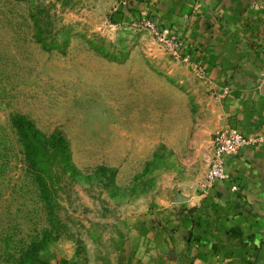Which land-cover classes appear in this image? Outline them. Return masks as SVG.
Listing matches in <instances>:
<instances>
[{
  "label": "rangeland",
  "instance_id": "obj_1",
  "mask_svg": "<svg viewBox=\"0 0 264 264\" xmlns=\"http://www.w3.org/2000/svg\"><path fill=\"white\" fill-rule=\"evenodd\" d=\"M160 1L0 0V264H186L185 196L205 183L220 100L159 41ZM258 51L261 87L264 19ZM18 115L63 134L79 173L56 163L43 190Z\"/></svg>",
  "mask_w": 264,
  "mask_h": 264
},
{
  "label": "crops",
  "instance_id": "obj_2",
  "mask_svg": "<svg viewBox=\"0 0 264 264\" xmlns=\"http://www.w3.org/2000/svg\"><path fill=\"white\" fill-rule=\"evenodd\" d=\"M254 1L261 0H161L157 12L199 56L217 90L228 89L214 126L262 138L264 84L258 87V81L263 58L258 48L264 16L250 9ZM225 169L239 193L231 192V182H220L185 196L189 209L179 234L186 246L179 255L186 264H244L247 255L264 264V142L227 156ZM136 251L130 250L132 258ZM124 259L121 254L119 263Z\"/></svg>",
  "mask_w": 264,
  "mask_h": 264
},
{
  "label": "built area",
  "instance_id": "obj_3",
  "mask_svg": "<svg viewBox=\"0 0 264 264\" xmlns=\"http://www.w3.org/2000/svg\"><path fill=\"white\" fill-rule=\"evenodd\" d=\"M264 8V3L262 4ZM156 32L159 41L167 49L169 57L176 64L186 66L208 87L211 95L220 101L228 93V89L218 91L213 81L210 79L205 67L199 60H194L191 49L187 47L185 41L173 35L169 29H162ZM264 77V72L262 74ZM264 142L262 138H248L236 129L225 127L218 130L214 136L209 168L205 178L203 188L209 189L220 182H231V192L239 193L240 186L232 180L231 175L225 169V158L227 156H237L244 148H253Z\"/></svg>",
  "mask_w": 264,
  "mask_h": 264
},
{
  "label": "trees",
  "instance_id": "obj_4",
  "mask_svg": "<svg viewBox=\"0 0 264 264\" xmlns=\"http://www.w3.org/2000/svg\"><path fill=\"white\" fill-rule=\"evenodd\" d=\"M36 33L43 39L46 31L43 16L33 17ZM46 43L45 40H41ZM49 45V44H47ZM49 47H54L50 46ZM12 125L19 136L28 168L37 174L39 184L43 190L53 188L56 184L53 174L56 163L63 165L65 173L76 172L77 168L71 161L70 148L67 138L60 133L53 134L50 141H45V135L36 127L35 123L27 116L18 115L12 118ZM51 146L53 149H51Z\"/></svg>",
  "mask_w": 264,
  "mask_h": 264
}]
</instances>
